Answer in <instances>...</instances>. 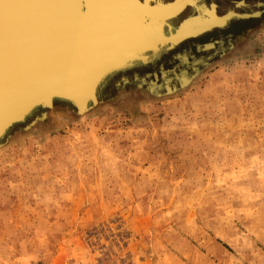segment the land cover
I'll use <instances>...</instances> for the list:
<instances>
[{"label": "rangeland", "instance_id": "1", "mask_svg": "<svg viewBox=\"0 0 264 264\" xmlns=\"http://www.w3.org/2000/svg\"><path fill=\"white\" fill-rule=\"evenodd\" d=\"M246 15L149 52L200 70L185 91L60 110L0 151V264H264V10Z\"/></svg>", "mask_w": 264, "mask_h": 264}, {"label": "bare ground", "instance_id": "2", "mask_svg": "<svg viewBox=\"0 0 264 264\" xmlns=\"http://www.w3.org/2000/svg\"><path fill=\"white\" fill-rule=\"evenodd\" d=\"M163 1L155 0V7L151 8L148 0H105L104 7L95 6L91 0H0V26L7 22L13 25H10L12 31L7 35L2 30L0 47L20 45L27 38L30 43L40 44L42 51L41 55L32 51L21 61H6L4 69L0 65V96L7 95V89L9 97L12 94L9 108L0 111V123L29 99H39L51 92L50 85L56 81L66 78V86L62 89H76L75 94L81 97V91H86L87 86L92 85L94 76L100 74V69H107V64L116 62L114 59L118 55H123L122 60H132L131 51L150 49L155 52L168 39L179 41L176 39L177 34L182 31L184 23L193 17L185 12L182 14L185 9L181 8L165 18V10L174 8H163ZM200 8L220 21L209 24L207 28L225 24L227 19L236 17L233 10L220 16L216 13L217 10L215 13L204 7H195V10ZM83 13L84 17L80 18ZM170 16L173 18L170 19ZM178 16L185 17L177 23ZM168 33L170 35L166 37L164 34ZM112 34L115 36L112 37ZM54 37H57L56 43H52ZM95 47L97 50L100 47L108 51L104 53L107 57L114 54V59L105 61L103 56L100 60L89 61V53ZM145 58L150 57L145 55ZM29 61L32 62L28 64ZM83 62V67L79 68ZM25 66L31 68L25 69L24 74L20 75L25 77L22 84L11 83ZM73 74H77L76 77ZM55 90L63 93L60 87ZM48 100L45 101L49 105L51 101Z\"/></svg>", "mask_w": 264, "mask_h": 264}, {"label": "water", "instance_id": "3", "mask_svg": "<svg viewBox=\"0 0 264 264\" xmlns=\"http://www.w3.org/2000/svg\"><path fill=\"white\" fill-rule=\"evenodd\" d=\"M81 3L85 4L83 1ZM184 9L182 14L185 12L186 15L189 16L191 11L189 9H186V7H184ZM84 15L85 13L81 14L80 18L84 17ZM248 16L250 15H246V17ZM228 20H230V18L225 21V24L222 27L221 26L208 27L204 31H202L201 34L205 31H210L214 28L224 29L229 24ZM10 25L13 27L11 23ZM10 25L7 22L5 23L4 26L2 27L0 26V35L2 34V30L5 31V35L9 34L10 31H12V27ZM201 34L196 33L191 36L184 37L182 40H180L177 43L176 47L180 43L188 39L200 38ZM112 35H113L112 37L115 36L114 34ZM103 38H107V37H103ZM124 38H128V37H124ZM56 39L57 37H54L52 39V43L54 42L56 43L58 41ZM30 42L27 38H24L22 44L19 45L18 43L16 45H13L12 46L13 48L4 47V46H2V48L0 47L1 48L0 65H3L2 66L3 69L7 66V64L4 62L9 60L21 61L32 51H34L38 55H41L42 51L40 48V44L36 45L35 43L33 44ZM215 42L221 43L220 40H216ZM98 43L99 42L97 41V44ZM208 44H210V41L202 44L201 46L198 45L196 49L202 50ZM10 48L12 49L10 50ZM147 50L149 51L146 50L131 51L132 53L131 57L133 58V61L131 62H122L120 65H115V64L110 65L111 64L110 63L107 69L104 68L103 70L100 69V74L94 76V81L92 85L87 89L88 96L84 95L81 97L73 98L74 100L78 98H83V102L81 104L75 105L72 102L74 100H69L62 95L63 93L67 92V90L62 89L64 86H66V78H63L62 80L56 81L52 83V85H50L51 92L46 93L45 95H43V97L40 96L39 99L37 97H33L29 99L26 103H24L23 106L17 107L11 115L3 119L0 123V151L8 147L19 137L33 133L40 128L49 129V125L51 121H53L54 117L60 114V110L64 111L67 114H72L76 118H83L92 113H95V111H97L99 108H102L107 104H116V102L120 101V99L122 100L123 97L125 96L130 97L132 95V92H135L136 95H141L140 99L143 100H161L164 99L166 96L168 97V96L176 95L182 91H185L193 84L194 80L200 75V70L198 71L195 70L191 74V76H188L187 79L183 80L182 78H179V76L182 75L183 70L185 69L182 68L184 67L182 62L180 63H177L176 61L169 62L168 60L167 62H164V60L161 61L162 57L160 56L152 57L153 55H150L151 53H149L151 50L150 49ZM11 51L14 52L10 53ZM105 52L108 51L100 47L97 50V47H95V49L89 54L88 58L91 59V61H94L95 59L100 60L101 57L103 56L106 59L105 61L114 59V54H110L107 57V55L104 54ZM145 55L150 58L149 59L145 58ZM65 56H69V55L65 54ZM31 62L32 61H29L28 64ZM25 63L26 61L24 60L23 65H25ZM157 63L159 64L157 71L153 69L152 70L149 69L141 73L143 68L145 69L150 66H156L155 64ZM83 65L84 62L80 65L79 68H82ZM30 68L31 67H26V70H30ZM128 72H132V74L129 75ZM20 74L22 73H19V75H17L18 77L11 80V83L16 82L18 85H21L25 77H21ZM164 74L166 77L171 79L170 85L165 84ZM116 76H119V80L115 82L116 91L114 92V94L110 95V97H107V99L102 98L104 89L110 84V82ZM173 77L178 78L179 86H176L173 83ZM162 81L164 82L163 84ZM53 84L58 86H54ZM152 84L155 85V90L151 89L150 85ZM5 85L6 84H4V86ZM58 87L61 88V91L63 93H60L55 90ZM161 90H163V92H161ZM7 92H8L7 95L0 96V111L9 108L8 106L11 104L12 94L9 97L8 89ZM81 92H83L82 94H84L85 90H82ZM147 92H149V95ZM48 99L51 101V104L49 105L45 104L47 103L45 100ZM58 103L62 105H58ZM40 123L41 125L38 126V124Z\"/></svg>", "mask_w": 264, "mask_h": 264}, {"label": "crops", "instance_id": "4", "mask_svg": "<svg viewBox=\"0 0 264 264\" xmlns=\"http://www.w3.org/2000/svg\"><path fill=\"white\" fill-rule=\"evenodd\" d=\"M154 1L155 0H148L149 7L151 8L155 7ZM177 3H178V0H164L161 4L163 8L164 7L176 8ZM184 7H186V9H190V11H193L189 15L192 17L193 16L200 17V10H197V9L195 10V7L208 8L212 11V13H215L217 10L216 13L220 16H223L224 14L228 13V11L233 10L234 13L236 14V17H232L233 23L237 24V23H241L242 21H244V17H242V15L247 14V15L255 16L254 15L255 13L263 11L264 10V0H213L211 2H207L205 0H197V3L195 6H193V4L191 3H187L182 8ZM180 17L182 18L185 16H180ZM181 18H178L177 23L181 21L180 20ZM221 30L222 29L211 31L209 33L204 34L203 37L208 36L210 34H214L215 32H221ZM241 32L243 31H240V33ZM180 48L182 47H179L178 49H175V50H179Z\"/></svg>", "mask_w": 264, "mask_h": 264}, {"label": "snow or ice", "instance_id": "5", "mask_svg": "<svg viewBox=\"0 0 264 264\" xmlns=\"http://www.w3.org/2000/svg\"><path fill=\"white\" fill-rule=\"evenodd\" d=\"M91 3L97 7L106 6L105 0H91ZM187 3H191L193 6H195L197 0H178L176 8L165 10L164 17L166 18L167 15L175 14ZM219 22L220 21L213 17L210 12L200 8V17L197 18L193 16L191 20L186 21L183 25L182 31L177 34L176 39L182 40L185 36H191L193 34L200 33L204 31L209 24H216Z\"/></svg>", "mask_w": 264, "mask_h": 264}]
</instances>
